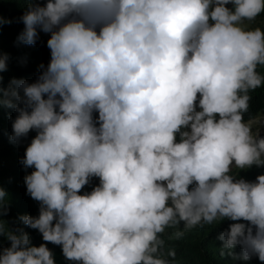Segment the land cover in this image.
Returning a JSON list of instances; mask_svg holds the SVG:
<instances>
[{"label": "clouds", "instance_id": "clouds-1", "mask_svg": "<svg viewBox=\"0 0 264 264\" xmlns=\"http://www.w3.org/2000/svg\"><path fill=\"white\" fill-rule=\"evenodd\" d=\"M261 13L264 0H26L17 41L48 34L50 59L34 81L0 75V108L16 113L10 142L35 132L20 163L38 215L18 220L43 242L0 222V264H56L49 243L72 264H175L167 229L224 221L220 255L264 262V173L239 175L264 167V131L244 119L264 86V29L245 25Z\"/></svg>", "mask_w": 264, "mask_h": 264}, {"label": "trees", "instance_id": "trees-1", "mask_svg": "<svg viewBox=\"0 0 264 264\" xmlns=\"http://www.w3.org/2000/svg\"><path fill=\"white\" fill-rule=\"evenodd\" d=\"M26 8V0H0V17L10 24V36L8 42L3 44L0 52L8 56V68L2 75V84L7 87L12 78H22L34 81L40 71L39 66L43 63L47 65L50 59V50L47 47L48 34L41 32L34 45H25L17 41L19 33L24 25L20 17ZM260 20L256 27L264 29V13H261L254 21ZM253 21V22H254ZM264 71V69H260ZM249 110L244 114L245 121L253 119L258 114L264 116V86L250 92ZM16 116L13 109L0 108V187L7 193L6 206L9 211L2 217L5 233L11 228L22 227L29 233L32 243L39 245L42 243V236L38 230L28 228L18 220L22 214L38 215V202L30 198L26 193L24 176L26 172L32 169H24L20 163L25 148L30 142L35 132H30L19 145L10 142L9 136L12 132L11 121ZM11 163V164H10ZM264 173V167H252L243 170L239 175L254 180L257 174ZM99 180L93 184L86 185L82 191H90L91 188L98 184ZM230 222L224 221L220 224L197 226L191 231L184 232L179 239L175 236H164L166 241V250L174 249L176 252L175 264H264L253 257L249 261L238 260L232 262L230 259L220 255L219 242L215 240L218 231L226 228ZM183 230V227L181 228ZM0 243L4 246L9 245V241L0 236ZM53 251L56 264H72L67 261L62 254L60 246L48 244ZM236 251H239L237 247Z\"/></svg>", "mask_w": 264, "mask_h": 264}, {"label": "rangeland", "instance_id": "rangeland-1", "mask_svg": "<svg viewBox=\"0 0 264 264\" xmlns=\"http://www.w3.org/2000/svg\"><path fill=\"white\" fill-rule=\"evenodd\" d=\"M5 19V18H4ZM259 23H261L260 20L258 21H252V22H245V25L247 27H251V28H255ZM10 24L8 22H5L3 24H0V48L3 47L4 43L8 42V37L10 36ZM247 122H251L252 127L254 130H261L264 131V116L258 114L257 116H255L253 119L247 121ZM11 164V163H10ZM243 170H240L239 174L242 172ZM98 180V178H93L91 184H93L94 182H96ZM90 185V184H89ZM183 226L180 225L175 229H167L166 232L163 234L164 236H174L172 235L175 231H181V228Z\"/></svg>", "mask_w": 264, "mask_h": 264}]
</instances>
